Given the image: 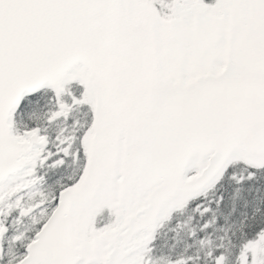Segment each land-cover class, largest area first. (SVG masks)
<instances>
[{
    "label": "snow or ice",
    "instance_id": "snow-or-ice-1",
    "mask_svg": "<svg viewBox=\"0 0 264 264\" xmlns=\"http://www.w3.org/2000/svg\"><path fill=\"white\" fill-rule=\"evenodd\" d=\"M0 264H264V0H0Z\"/></svg>",
    "mask_w": 264,
    "mask_h": 264
}]
</instances>
